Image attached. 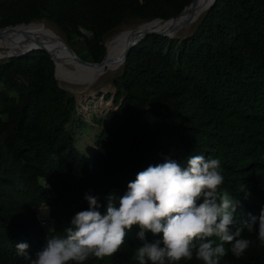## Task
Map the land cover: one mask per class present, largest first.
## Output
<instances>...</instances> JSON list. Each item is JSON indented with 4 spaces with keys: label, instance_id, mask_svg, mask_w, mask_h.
Here are the masks:
<instances>
[{
    "label": "trees",
    "instance_id": "trees-1",
    "mask_svg": "<svg viewBox=\"0 0 264 264\" xmlns=\"http://www.w3.org/2000/svg\"><path fill=\"white\" fill-rule=\"evenodd\" d=\"M190 1L0 0V28L52 21L78 42L80 57L99 62L105 36L126 19H168ZM54 67L42 49L0 59V264H27L15 244L27 243L35 258L46 238L64 235L75 214L88 208L86 193L103 212L109 193L122 195L139 171L166 158L182 165L190 155L220 159L222 190L239 201L233 230L248 214L260 215L264 0H215L190 34H151L132 46L112 79L115 109L83 151L76 134L88 123L77 112L76 97L58 85ZM241 183L246 190L238 191ZM42 205L47 225L37 217ZM138 230L127 233L113 256L84 264H138ZM241 237L252 241L246 252L237 259L225 243L220 264H264L258 232L245 228ZM178 264L203 262L194 256Z\"/></svg>",
    "mask_w": 264,
    "mask_h": 264
},
{
    "label": "clouds",
    "instance_id": "clouds-1",
    "mask_svg": "<svg viewBox=\"0 0 264 264\" xmlns=\"http://www.w3.org/2000/svg\"><path fill=\"white\" fill-rule=\"evenodd\" d=\"M223 184L218 158L190 155L183 165L166 158L139 171L122 195L109 193L103 212L97 198L86 193L88 208L75 214L64 235L46 238L35 258L27 254L25 242L15 244L16 253L27 264H84L90 257L113 256L137 227L138 264H178L194 256L203 264H220L228 252L225 243L239 259L252 243L241 237L245 228L256 230L264 243V209L259 216L248 214L233 230L239 201L222 190ZM42 185L48 187L45 179ZM246 187L241 183L238 191ZM148 233L154 238L149 240ZM158 234L160 238H155Z\"/></svg>",
    "mask_w": 264,
    "mask_h": 264
},
{
    "label": "bare ground",
    "instance_id": "bare-ground-1",
    "mask_svg": "<svg viewBox=\"0 0 264 264\" xmlns=\"http://www.w3.org/2000/svg\"><path fill=\"white\" fill-rule=\"evenodd\" d=\"M205 1L198 0L185 15L174 22L155 19L122 27L112 38L107 39L108 41L105 45V60H107V63L103 66L83 64L74 59L66 48L67 43L61 34L44 20L0 30V59L30 45L44 46L50 51L49 53L55 64L56 77L65 82L66 88L79 91L91 87L104 75L116 72L122 66L120 59L124 47L140 32L153 29L175 33L186 29L192 25V22L184 24V21L191 18L193 14H198ZM10 39L14 41L10 42ZM10 43H13V45H9ZM25 43L28 45L15 50V48ZM8 45L11 46L9 51Z\"/></svg>",
    "mask_w": 264,
    "mask_h": 264
},
{
    "label": "rangeland",
    "instance_id": "rangeland-1",
    "mask_svg": "<svg viewBox=\"0 0 264 264\" xmlns=\"http://www.w3.org/2000/svg\"><path fill=\"white\" fill-rule=\"evenodd\" d=\"M201 16V15H200ZM45 21L48 23L50 26L54 27L62 36V38L65 40L67 45L70 46L75 51L76 54L78 53L79 47H78V42L75 39L69 40L67 39L66 35L59 29V27L53 23L52 21H48L46 19H41L37 21ZM143 21H149V20H144L140 18H128L126 19L122 24L118 25L115 27L112 31H110L106 36H105V45L107 41L112 38V36L118 32L122 27L126 25H134ZM152 21V20H150ZM198 19L192 22V25L189 26L186 29H182L180 31L175 32L176 37H184L192 32V30L195 28V25L197 23ZM108 39V40H107ZM11 40V39H10ZM13 40V39H12ZM10 42H13V41ZM9 45H13V43H10ZM7 46L8 51L11 48V46ZM28 45H20L19 47L15 48L16 49H21L23 46ZM78 49V50H77ZM106 49V46H105ZM106 54V50H105ZM79 57V53L77 54ZM104 56V55H103ZM6 58V57H5ZM82 60H84L82 57H80ZM103 58V57H102ZM87 61V60H85ZM121 67L114 73H110L107 75H104L102 78H100L98 81H96L95 84H93L91 87L84 88L82 90L77 91L76 89H69L66 88L65 82L59 80L57 77L58 83L67 89L70 93H72L76 99H77V112L80 116L85 118L86 122L88 123L87 128L83 129L80 134H76V144L77 147L80 148L81 151L86 150L87 147L93 145V135L99 131L100 126L106 125L108 120L110 119L108 117V114L115 109V106L111 99L109 97L111 94L115 92L114 87L112 85L113 83V78L117 76L120 73ZM95 116V118H93ZM94 120V121H93ZM47 206L42 205L37 209V214H43L47 215Z\"/></svg>",
    "mask_w": 264,
    "mask_h": 264
},
{
    "label": "water",
    "instance_id": "water-1",
    "mask_svg": "<svg viewBox=\"0 0 264 264\" xmlns=\"http://www.w3.org/2000/svg\"><path fill=\"white\" fill-rule=\"evenodd\" d=\"M215 0H206L204 3H203V7L202 9H200V12L198 14H193L191 16V18H188L186 21H184L185 23L184 24H190L191 22H194L196 21L200 15L202 13H204L206 10H208L212 4L214 3ZM198 2V0H191L187 5L184 6V8L178 13V14H175L174 16H171L169 17L168 19H163V18H153L151 20H163V21H170V22H174L178 19H180L183 15H185V13H187L196 3ZM33 21H37V20H31L27 23H17V24H13V25H8V26H4V27H1L0 30H4V29H7V28H10V27H13V26H18V25H27V24H30L31 22ZM183 23V22H182ZM151 34H157V35H162V36H168V37H174L175 36V33L174 32H166V31H161V30H145V31H142L140 32L138 35H136L132 40H130L128 42V44L124 47L123 51H122V54H121V62L123 64L124 60H125V57L129 51V49L134 46L136 43H138L141 39H143L145 36L147 35H151ZM105 45V43H104ZM66 48L69 50L70 54L74 57V59H76L78 62L80 63H83V64H89V65H93V66H103L104 64L107 63V60H105V53H104V56L103 58L101 59V61L99 62H91V61H85V60H82L75 52L72 48H70V46L66 45ZM35 49H42V50H45L49 56H50V59L53 61L51 55H50V51L49 49L45 48L44 46H41V45H30L28 47H24L22 48L21 50L19 51H15L14 53H10L7 55V57H10V56H21V55H24L26 54L27 52L31 51V50H35ZM54 70H55V67H54ZM55 78H56V73H55ZM59 86H61L59 83H58ZM62 87V86H61ZM64 88V87H62ZM65 90H67L66 88H64Z\"/></svg>",
    "mask_w": 264,
    "mask_h": 264
},
{
    "label": "built area",
    "instance_id": "built-area-1",
    "mask_svg": "<svg viewBox=\"0 0 264 264\" xmlns=\"http://www.w3.org/2000/svg\"><path fill=\"white\" fill-rule=\"evenodd\" d=\"M38 220L40 222L41 225H47L49 224L48 222V216L47 215H43V214H37Z\"/></svg>",
    "mask_w": 264,
    "mask_h": 264
}]
</instances>
